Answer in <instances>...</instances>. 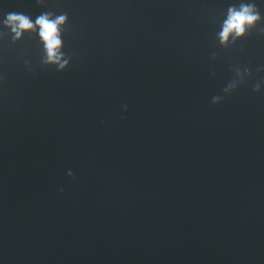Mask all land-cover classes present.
Masks as SVG:
<instances>
[{
    "label": "water",
    "instance_id": "obj_1",
    "mask_svg": "<svg viewBox=\"0 0 264 264\" xmlns=\"http://www.w3.org/2000/svg\"><path fill=\"white\" fill-rule=\"evenodd\" d=\"M235 3L0 0L68 15L62 71L0 27V264H264V22L221 46Z\"/></svg>",
    "mask_w": 264,
    "mask_h": 264
},
{
    "label": "clouds",
    "instance_id": "obj_2",
    "mask_svg": "<svg viewBox=\"0 0 264 264\" xmlns=\"http://www.w3.org/2000/svg\"><path fill=\"white\" fill-rule=\"evenodd\" d=\"M264 3V0H239V3L229 5L226 18L223 19L217 38L221 46L235 43L243 39L258 24L264 22V15H261L257 3ZM68 21V15L54 14L52 12H42L33 19L22 12H9L4 14L0 20V27L10 30L14 41L23 39L25 34H35L38 36L43 46L44 59L46 65L56 66L57 71H62L67 67L68 60L64 58L62 48V28ZM257 71H264V67ZM244 75L251 76L250 69H244ZM237 75H241L237 69ZM264 81L255 83L253 91L259 92ZM231 87V85H230ZM71 175V173H69ZM63 192V188L59 189Z\"/></svg>",
    "mask_w": 264,
    "mask_h": 264
}]
</instances>
